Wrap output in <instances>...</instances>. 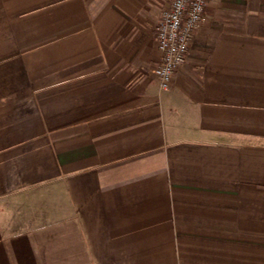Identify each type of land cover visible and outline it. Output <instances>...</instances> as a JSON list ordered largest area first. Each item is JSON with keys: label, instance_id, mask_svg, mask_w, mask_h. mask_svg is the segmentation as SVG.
I'll return each mask as SVG.
<instances>
[{"label": "crops", "instance_id": "crops-1", "mask_svg": "<svg viewBox=\"0 0 264 264\" xmlns=\"http://www.w3.org/2000/svg\"><path fill=\"white\" fill-rule=\"evenodd\" d=\"M172 1L0 0V264H264V0L162 89Z\"/></svg>", "mask_w": 264, "mask_h": 264}, {"label": "built area", "instance_id": "built-area-1", "mask_svg": "<svg viewBox=\"0 0 264 264\" xmlns=\"http://www.w3.org/2000/svg\"><path fill=\"white\" fill-rule=\"evenodd\" d=\"M211 0H173L156 25V40L161 60L154 69L160 87L170 86L173 77L186 62L190 44L204 20Z\"/></svg>", "mask_w": 264, "mask_h": 264}]
</instances>
